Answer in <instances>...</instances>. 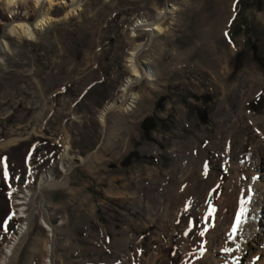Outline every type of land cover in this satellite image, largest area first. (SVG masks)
Returning <instances> with one entry per match:
<instances>
[{"label": "rangeland", "instance_id": "rangeland-1", "mask_svg": "<svg viewBox=\"0 0 264 264\" xmlns=\"http://www.w3.org/2000/svg\"><path fill=\"white\" fill-rule=\"evenodd\" d=\"M69 3L18 0L9 10L0 0V264L25 223L18 200L35 196L42 173L61 180L62 165L67 185L35 196L15 264H42L48 242L53 264H203L237 210L232 180L245 191L264 149V0H81L64 18ZM42 11L53 22L36 41L8 34ZM157 19L161 34L134 33ZM137 44L153 77L136 65V106L103 124L104 108L123 100Z\"/></svg>", "mask_w": 264, "mask_h": 264}, {"label": "bare ground", "instance_id": "bare-ground-1", "mask_svg": "<svg viewBox=\"0 0 264 264\" xmlns=\"http://www.w3.org/2000/svg\"><path fill=\"white\" fill-rule=\"evenodd\" d=\"M47 1L50 5H52L54 0ZM80 1L81 0H70V3L68 4L69 11L65 13L64 18L76 15L80 7ZM17 2L18 0H5L6 8L10 10ZM41 2L43 3V0H35V4L38 6L42 4ZM160 14L161 13H159L158 15ZM51 22H53V19L49 17L46 12L42 11L40 12V16L32 25L25 21L13 23L8 29V34H10L11 36H16L20 39L36 41V39L44 32L45 28H47L51 24ZM135 25L136 26H134V33L137 32L139 28H143V31L149 30V33L152 37L162 33L161 20L152 23L140 20ZM2 46L4 47V49L7 48L6 43H3ZM141 48L142 46L140 44H137L134 48L127 52L126 66L130 69L131 73L129 77L125 79L124 85L122 87L125 98L119 104L112 103L104 108L100 116L101 120H103V124L105 123L106 113L108 110L113 111L122 105L121 107L124 111H132L136 106V95H130V93L128 94V92L130 87H132L137 83L139 79H141V75L137 70L138 68L136 69V65L138 63L137 56ZM145 77L152 79V72L149 70L148 72L146 71ZM128 96L129 100L125 102V99ZM123 102L126 103L124 106ZM256 150L257 153H255V157L257 160L251 163L250 169H248V176L250 178V181L247 183V189L245 191H248L249 196L246 195L245 191H242L244 182H242L239 178V175L236 174V178L232 180L231 186L234 187V190L237 189V187L238 189L241 188L238 193L239 202L237 210L232 213L228 228L227 219H229V217H222V219L220 220L219 227L223 229L227 228V231L222 236H220L218 233H216V235H213L215 231L212 233L213 237L211 239L213 240V246L212 249H210L205 254L203 264H264V149L258 150L257 148ZM243 161L245 164L249 162V160ZM240 162L241 164H243L241 160ZM69 170L70 169L65 168L64 165H62L61 172L63 173L64 177L61 180H56L49 172L44 174L42 173L39 178V185H37L39 187V192L41 193L44 188L48 187H65L68 182ZM236 172L239 173L240 168H236ZM259 174L261 175V177L259 181H257L256 177ZM229 196L230 195L227 194L226 198L230 199ZM33 197L34 196L32 195H28L26 198H23L22 201L18 200L20 202H16L19 205L25 204V206L28 207L25 208L26 211H24L25 213L23 212L22 217L25 220V223H21L20 225H18L16 235L8 242V244L4 248L1 264H15L19 244L21 243L24 235L29 231L31 221L33 220L34 214H36L35 211L31 209V206L33 205ZM185 198H188V200H190L191 202L194 201L192 185L186 186V189L183 193V200ZM248 198L253 199L251 210L249 213L250 219L248 220L247 224L243 226L242 222L244 221V216L247 213L245 201ZM226 205H228L227 200L225 198L220 199V211H223ZM206 211L208 212V209H206ZM256 228H259V233L255 231ZM240 236H243V238L240 239ZM233 247L234 249H232ZM45 249L47 251V257L42 262V264H53L54 248L51 245V242L46 243Z\"/></svg>", "mask_w": 264, "mask_h": 264}, {"label": "water", "instance_id": "water-1", "mask_svg": "<svg viewBox=\"0 0 264 264\" xmlns=\"http://www.w3.org/2000/svg\"><path fill=\"white\" fill-rule=\"evenodd\" d=\"M166 7L167 8H169V3H168V1H166ZM3 34H4V31H2V33H1V36H0V45H1V37L3 36ZM137 65L138 66H140L142 69H143V71L144 72H146L147 71V66H146V64H144V63H141V62H138L137 63ZM141 80H139L138 82H140ZM135 85V84H134ZM133 85V86H134ZM125 98V94L123 95V99ZM120 102L118 101L117 102V104H119ZM117 106V105H116ZM112 110H108L107 111V113H106V115L109 113V112H111ZM154 127H155V121H154V119L152 118V117H149V118H147L145 121H144V123H143V128L145 129V130H147V131H151V130H153L154 129ZM104 134H105V129H104V127L102 128V138L104 137ZM101 141H102V139H101ZM100 144H101V142H100ZM92 153H89L88 154V156H90ZM36 193H35V196H37L38 195V193H39V187L37 186L36 187V191H35ZM35 196L33 197V201L35 200ZM41 198L43 199V197H42V195H41ZM33 208H34V206H32ZM45 211H46V207H45ZM46 224H47V226L49 227V229L51 228L52 229V235H54V233H53V225L51 224V222L47 219L46 220Z\"/></svg>", "mask_w": 264, "mask_h": 264}, {"label": "trees", "instance_id": "trees-1", "mask_svg": "<svg viewBox=\"0 0 264 264\" xmlns=\"http://www.w3.org/2000/svg\"><path fill=\"white\" fill-rule=\"evenodd\" d=\"M12 231H13V228H11L9 232H12Z\"/></svg>", "mask_w": 264, "mask_h": 264}, {"label": "flooded vegetation", "instance_id": "flooded-vegetation-1", "mask_svg": "<svg viewBox=\"0 0 264 264\" xmlns=\"http://www.w3.org/2000/svg\"><path fill=\"white\" fill-rule=\"evenodd\" d=\"M144 123V122H143ZM98 146V145H97ZM86 160V159H85Z\"/></svg>", "mask_w": 264, "mask_h": 264}]
</instances>
